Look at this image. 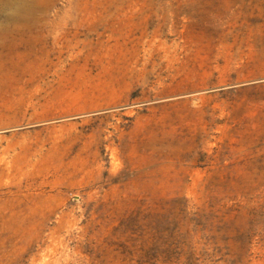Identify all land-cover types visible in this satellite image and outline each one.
<instances>
[{"label": "rangeland", "instance_id": "rangeland-1", "mask_svg": "<svg viewBox=\"0 0 264 264\" xmlns=\"http://www.w3.org/2000/svg\"><path fill=\"white\" fill-rule=\"evenodd\" d=\"M0 264H264V0H0Z\"/></svg>", "mask_w": 264, "mask_h": 264}]
</instances>
